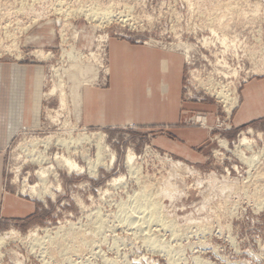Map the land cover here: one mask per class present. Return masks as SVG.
Wrapping results in <instances>:
<instances>
[{
	"label": "rangeland",
	"instance_id": "1",
	"mask_svg": "<svg viewBox=\"0 0 264 264\" xmlns=\"http://www.w3.org/2000/svg\"><path fill=\"white\" fill-rule=\"evenodd\" d=\"M211 29L235 46L225 50ZM111 39L183 54V112L193 117L184 127L208 136L188 159L157 146L160 137L176 140L168 127L83 126L81 95L106 86ZM182 45L192 46L189 60ZM0 62L44 68L39 126L3 152L4 191L36 211L0 218V264H264V119L235 123L242 86L264 77V0H0ZM59 84L64 106L51 94ZM219 93L237 98L230 114ZM90 133L106 147L95 169L97 136L79 140ZM47 138L45 150L36 142ZM57 138L82 170L53 166V197L42 202L28 192L39 183L28 152L36 141L37 152L62 154ZM149 201L175 227L152 220Z\"/></svg>",
	"mask_w": 264,
	"mask_h": 264
},
{
	"label": "crops",
	"instance_id": "2",
	"mask_svg": "<svg viewBox=\"0 0 264 264\" xmlns=\"http://www.w3.org/2000/svg\"><path fill=\"white\" fill-rule=\"evenodd\" d=\"M106 86L85 87L79 119L87 128L168 127L176 140L158 138L157 146L181 158L191 157L207 134L185 129L193 119L183 112L184 56L176 51L111 39L108 43ZM44 68L0 62V218L26 219L34 203L4 191L3 152L14 136L33 131L40 123ZM212 121V116H209ZM264 119V77L252 78L241 88L235 115L237 126Z\"/></svg>",
	"mask_w": 264,
	"mask_h": 264
},
{
	"label": "bare ground",
	"instance_id": "3",
	"mask_svg": "<svg viewBox=\"0 0 264 264\" xmlns=\"http://www.w3.org/2000/svg\"><path fill=\"white\" fill-rule=\"evenodd\" d=\"M98 8V7H97ZM60 11V10H59ZM2 12H4V11H2ZM79 12H81V11H79ZM85 12V11H84ZM76 13H77V11H76ZM81 13H83V12H81ZM95 13V12H94ZM66 14V13H65ZM88 14V13H87ZM87 16H91V14L90 15H87ZM98 16V15H97ZM110 16V15H109ZM106 17H108V14L107 13H103L102 14V18L104 19H106L107 20V18ZM111 18H112V16H111ZM103 19H101V20H103ZM4 20V19H3ZM107 22V21H106ZM19 27V26H18ZM20 31V30H19ZM210 33L213 35V38H215L216 37V39H217V41H219L220 43V45L225 49V50H227L228 49V51H229V48L231 49V47L230 46H235V44L233 43V40L232 41H230V39L228 40L227 39V36H225V35H223V37L221 36V38H218L219 36L217 35V31L216 30H214V29H211L210 30ZM225 36V37H224ZM203 41V43L204 44H211V42H212V40H207V39H203L202 40ZM213 44V43H212ZM182 49L184 50V52H185V56H186V58H187V60H189V56H188V53L191 51V49H192V46H190V45H182ZM234 51V50H233ZM222 52V51H221ZM227 52V51H226ZM38 53V52H37ZM40 54V53H39ZM222 54H223V52H222ZM40 55H42V53L40 54ZM94 55V56H93ZM93 55H90V57H91V59H96L95 58V54H93ZM43 56V55H42ZM68 56H72L71 54H69ZM44 57H46V56H44ZM94 59H93V61H94ZM217 64H219L218 62H216ZM221 64V70L224 72V73H227V72H230V68L227 66V64L225 63V62H221L220 63ZM219 64V65H220ZM235 72V71H234ZM236 73V72H235ZM233 75H235V74H233ZM63 85V84H62ZM62 85H53V88L51 89V94H53V93H55V92H57V91H59V101H60V106H64L65 105V93L61 90V87H62ZM233 94V93H232ZM218 95V97L220 96V100L221 99H223V102L224 101H226V103L228 102V105H229V107L228 108H226L227 109V113L228 114H230V111L233 109V108H235V106H236V104H237V98H235V99H229L228 97H226V95H224L223 96V93H219V94H217ZM75 99L76 100H78V98H79V93H78V91H77V88H76V91H75ZM235 97V96H234ZM52 118V117H51ZM54 121V120H53ZM201 121V120H200ZM97 136V138H98V142H97V161L95 162V164H92L91 165V167L92 168H94L95 169V167L97 166V165H99V164H97L99 161H101V155L105 152V150H106V147H103V146H101V141L103 140V136L100 134V135H98V134H94V133H90L89 135H87V134H85V135H82V137L81 136H78V137H81L79 140H88V139H90V138H93V137H96ZM38 140V139H37ZM51 138H47V139H44V140H42V141H34V143H32L31 142V145H32V149L28 152V157L29 158H31L32 157V159L30 160L32 163H35V164H37L38 166H39V169H38V171L36 172V175H37V177H38V179H39V183L38 184H35V185H33V186H27V188H28V192H29V194L30 195H32V196H34V197H36L37 198V200H41L42 202L45 200V198L46 197H48V196H50V197H53V193L50 191V185H51V183L48 181L49 179V176L51 175V174H53V170H54V167L53 166H56V167H58V168H60V169H63V170H65L66 171V169H68V170H76V171H81L82 169L81 168H79V166L73 161V160H71V158H66V138L65 139H56L55 140V144L56 145H58V147L60 146L62 149H63V153L62 154H55L54 156L52 155L51 157H47L45 154L43 155V154H41L40 152H37L34 148H35V146H34V144H35V142L36 143H42V146L43 147H45V150H48V147H49V145L52 143L51 142ZM54 141V140H53ZM239 143L241 144V146H248V144L250 143V141L246 138V137H243L240 141H239ZM222 145H226V143L225 142H222ZM53 146V145H52ZM250 146V145H249ZM36 153V154H35ZM46 153V152H45ZM241 156H242V154H241ZM253 157V156H252ZM242 158H245V157H242ZM250 158H251V156H250ZM114 159V156L112 155L111 157H110V160H111V162H112V160ZM133 159H134V155H133V153L131 152V151H128V153H127V158H126V162H127V165L128 164H132V162H133ZM246 159V158H245ZM251 160V159H250ZM113 162H114V160H113ZM44 165H47L46 167H44ZM129 166V165H128ZM132 166V165H131ZM55 175V173L53 174V176ZM52 176V177H53ZM262 176V175H261ZM57 177V176H56ZM55 177V178H56ZM260 177V176H259ZM54 178V177H53ZM116 182H118V180L116 181V180H113L112 181V183H116ZM111 183V184H112ZM49 184V185H48ZM60 187V186H59ZM57 189H58V187H57ZM145 198V197H144ZM149 200V198L147 199V201ZM145 201V200H144ZM150 202V201H149ZM149 202L148 203H145L146 204V206H145V208L147 207V204H149ZM144 203V202H143ZM140 205V204H139ZM140 207V206H139ZM143 207V205L140 207V208H142ZM148 207H150V212H151V218H152V220H154V221H159V222H162L164 225H166V223H167V221L165 220V219H163L162 217V214L160 215V207H159V205L155 202V201H152V202H150V204L148 205ZM121 209H124V208H121ZM138 210V209H137ZM142 210V209H141ZM148 210V209H147ZM125 211V210H124ZM130 212V211H129ZM123 213H125V212H123ZM127 214H128V212H126ZM140 213V212H139ZM130 214V213H129ZM132 215V213L130 214V217L132 218L133 217V215ZM128 216V215H127ZM145 216V215H144ZM162 216V217H161ZM149 217V218H150ZM149 218H148V220H149ZM128 219V218H127ZM130 219V218H129ZM128 219V220H129ZM161 219H163L162 221H161ZM132 220V219H131ZM147 220V219H146ZM165 220V221H164ZM170 221V220H169ZM124 222V221H123ZM149 222V221H148ZM152 222V221H151ZM128 223V222H127ZM131 223V222H130ZM147 223V222H146ZM162 223H161V225H162ZM170 226V227H175V226H171L172 225V223H167V225H166V227L167 226ZM165 227V226H164ZM168 228V227H167ZM172 229V228H171ZM202 229V228H201ZM176 230V229H175ZM174 231V230H173ZM169 232V231H168ZM13 232H11V234H12ZM75 234V233H74ZM62 236V235H61ZM17 237V236H16ZM64 237V236H63ZM76 237V236H75ZM145 239H147V238H145ZM148 240V242L147 243H149L151 246H152V248L154 247V249H155V247H159L157 244L158 243H155V242H153V241H151V240H149V238L147 239ZM3 240L0 238V243L2 242ZM36 241V240H35ZM63 241V240H62ZM61 242V241H60ZM66 242V241H65ZM4 243V241L2 242V244ZM59 243V242H58ZM5 244V243H4ZM146 244V243H145ZM148 244V245H149ZM147 245V246H148ZM59 246V245H58ZM150 247V246H149ZM0 248H2V247H0ZM160 248V247H159ZM156 249H158V248H156ZM161 250L160 251H162V249L163 248H160ZM65 251V250H64ZM81 251V250H80ZM69 252V251H68ZM73 252V251H72ZM64 254V253H63ZM68 254V253H67Z\"/></svg>",
	"mask_w": 264,
	"mask_h": 264
}]
</instances>
